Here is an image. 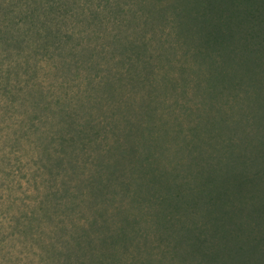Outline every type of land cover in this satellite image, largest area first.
I'll use <instances>...</instances> for the list:
<instances>
[{"label": "rangeland", "instance_id": "rangeland-1", "mask_svg": "<svg viewBox=\"0 0 264 264\" xmlns=\"http://www.w3.org/2000/svg\"><path fill=\"white\" fill-rule=\"evenodd\" d=\"M126 28L132 29L134 37L121 38L119 44H113L114 49L110 53L111 57H119V69L110 70L100 84L90 85V95L81 98L84 99V105L80 108L82 110H78L79 118H93L100 122L96 139L99 148L113 146L111 151L109 148L107 151L112 166L102 175L105 182L111 183L110 187L105 189L99 185V174L93 180L96 198L107 201V207L100 209L95 226L88 229L92 241L84 238L86 241L82 242L86 248L80 249L77 246L73 235L83 229L77 230L70 241L57 239L51 244L49 264H65L66 254L70 255L71 264L77 260H83L85 264H198L195 259L186 257L185 253L192 246L188 239L187 248L184 240L179 237L181 231L173 221L178 219L180 225H189L194 232L197 231V225L211 224L203 222L206 213L204 205L188 204L189 197L193 198L191 192H194L196 183H202L209 176V187H201L199 192L204 190L206 194H219L216 202L219 217H225L232 204H235L236 210V213L229 211L235 213L233 220L231 214L223 222L221 218H215L212 230L217 232L227 226L233 231V236L240 240L239 171L237 176H234L232 170L227 171V159L217 158L212 161L211 156L206 154L205 160L188 156L184 143L187 139H200V136L205 135L202 147H211L212 156L218 157L220 153L227 155V145L216 146L218 151L212 147L215 140L209 139L210 133L215 134L216 131L222 137V144L236 139L232 158L239 162L240 144L245 149L251 147L246 145L245 139L240 140L241 135L247 136L251 144L254 143L253 138H264L262 127L249 126L245 119L240 123L231 122L240 121L243 106L247 103L245 92L219 87L210 93L211 97L207 96L212 105L203 102L201 95L207 88L204 75L209 73V64L196 57L197 48L192 37L188 40L176 37L169 21L161 25L157 21L144 25L132 23ZM145 29L152 32L147 42L141 39ZM142 40L144 46H140ZM107 43L111 47V43ZM163 47L166 52L162 51ZM136 55H141L144 64L138 65L128 59ZM89 57L84 55L76 57V60L70 59L72 70L83 72L94 68L95 64L88 61ZM238 65L240 69V63ZM122 71L126 72L127 79H124L125 76L115 79L113 75ZM216 79L231 83L235 77L217 76ZM188 90L192 92L190 97H186ZM252 104L255 105V102ZM253 107L248 113L249 121H253L251 117L258 113L257 106ZM43 113H47L46 116L50 114L48 111H40L38 115L42 116ZM219 113L224 116H218ZM57 115V123L63 122L61 116ZM212 116L217 117L212 119ZM221 119L223 122L227 120L225 125ZM255 119L263 123L260 117ZM64 123L62 128L66 131ZM194 124L203 128L195 129ZM212 126L215 130H211ZM89 133L86 132L85 138ZM257 147L260 150L261 144H257ZM89 152L92 159L96 157L98 160L100 149L97 150L95 145L93 148L87 145L84 151L78 149L80 160ZM71 156V149H67L66 157L69 159ZM49 163L45 162L48 173L68 169L71 176H75L78 172L76 169L77 172L73 173L69 164L60 166L57 161H52L53 165ZM260 163L264 164V159ZM198 165L206 169L202 176L194 175ZM104 167L105 164L99 163V168ZM211 170H217L216 174ZM52 180L54 182L55 178ZM220 194L230 199L225 200ZM176 195L183 199L176 201ZM58 202L53 196L47 200L45 208L55 209ZM192 241L193 246L202 248L199 239L193 237ZM60 251H64V254L58 261L57 258L62 254Z\"/></svg>", "mask_w": 264, "mask_h": 264}, {"label": "clouds", "instance_id": "clouds-1", "mask_svg": "<svg viewBox=\"0 0 264 264\" xmlns=\"http://www.w3.org/2000/svg\"><path fill=\"white\" fill-rule=\"evenodd\" d=\"M26 2L41 22L55 18L64 37L74 43L69 44L70 51L40 53L28 38L31 30L7 38L0 33V264H49L52 243L70 241L74 232L94 223L100 209L107 207L108 202L98 200L91 185L98 175L97 160H77L75 176L65 169L54 182L43 161L63 155L55 142L63 127L62 121L57 123L56 108L66 98L88 95L90 85L100 84L110 70L119 69V57L110 56L107 42L134 37L125 25L139 22V5L144 0ZM51 27H41L40 35ZM151 35L145 29L141 38L147 42ZM89 53L95 67L73 71L69 60ZM191 95L188 90L186 97ZM53 99L58 102L55 107ZM40 111L50 114L37 124ZM51 196L60 203L49 210L44 202Z\"/></svg>", "mask_w": 264, "mask_h": 264}, {"label": "trees", "instance_id": "trees-1", "mask_svg": "<svg viewBox=\"0 0 264 264\" xmlns=\"http://www.w3.org/2000/svg\"><path fill=\"white\" fill-rule=\"evenodd\" d=\"M139 11L140 19L138 23L144 25L157 21L161 25L163 22L169 21L174 32H176V37L178 36L182 40H188L189 37H192L191 40L195 42L197 48L195 51L197 52L196 57L202 58L207 65L209 64V73L204 75L207 88H205L201 95L203 102L212 105V102H209L207 96L211 97L210 93L216 89H220L219 87L227 90L241 89L245 92L247 103L243 106L240 121L231 122L240 123L241 120L245 119L249 126L255 125L257 128H264V0H144V2L139 5ZM118 18L121 19L123 23V18ZM132 23L135 22H129V24ZM47 24H51L52 27L46 28L43 35H40L39 29L45 27ZM126 26L127 25H125V28ZM29 30H31V36L28 38L35 44V51L40 53L54 54L58 51H70L68 46L74 43L70 39L64 37L63 32L60 31L55 23V18L41 22L38 19V14L35 9L29 5L26 0H0V33L7 38L18 32L27 33ZM123 39L122 37V40ZM120 41L121 39L111 41V49H114L113 44L117 45ZM140 46H144L143 40ZM163 49V52L167 51L165 50L166 48L163 47ZM88 55L90 56L88 61H90L91 53ZM74 59L76 60L77 58L74 57ZM128 59L138 65L141 63L144 64L141 55H136ZM238 63H240V69H238ZM113 76L117 80L122 79L124 76V79H127L126 72L123 71L116 72ZM217 76H232L235 77V80L231 83L217 81ZM83 100L84 99L81 98L76 100L66 98L63 104L59 108H56L57 114L61 116L66 126V131L64 130L65 128L59 129L60 134L55 141L63 155L55 159L45 158V162H51L49 165H53L52 161H57V164L60 166H63L62 164L68 166L69 164L72 169L71 171L73 173L77 172L78 165L76 161L80 160L78 149L84 151L87 145L89 148H93L95 145V148L97 150L100 149V152L98 154V160L96 157L93 159L101 164H105L104 168H99L98 170V174L102 176L106 169L112 166L109 164L107 151L109 149V151H111L113 146H110V148L101 146V148H99L100 144L98 145V141L96 140L99 135L97 132V125H99L100 122L98 120L87 117L79 118L78 110L83 107ZM253 102H255V105L252 104ZM57 103L55 99L51 101L53 107H55ZM256 103L258 104L256 105ZM253 106H257L256 110L258 113H255L254 116L251 117L254 118L253 121H249L248 113L254 108ZM46 114L42 116L39 115L41 119L37 120L36 123L42 124V121L48 118ZM218 116L224 115L219 113ZM257 116L263 120V123L257 122L255 119ZM216 117L217 116H214L212 119ZM226 122L227 120L223 122L224 125ZM193 126L195 129L203 128L196 124ZM212 129H214L213 126L211 127V130ZM88 131H90L88 134L89 136L85 138V134ZM210 134L211 137L209 139L212 141L215 140V144L212 147L215 149L218 145H223V147L227 145L229 147L227 155H222L220 153L218 157L212 156L210 153L211 147H202L205 135L200 136V139H187L184 143L185 149L188 152V156L193 158L200 157L201 160L206 159L204 154L211 156L212 161L217 158L227 159L228 167L226 170H232L234 176H237V171H239L240 240L233 236L232 230L227 226L224 227L225 223L223 225L224 230L218 229L217 232L212 230V228L215 227V223L213 222L215 218H221V222H223L225 217L231 214L233 220L236 210L234 209L235 204H232L228 212L226 211V216L223 217L221 215L219 217L216 208L219 194H215L214 192L206 194L203 193L204 190L201 193L199 192L200 189L202 190L201 187H209L207 185L208 180L211 179V176H209L202 183H196L194 192H191L193 198L189 197L188 204L189 206L204 205L206 213L203 215V222H210L211 224L208 226L197 225V231L194 232V229L192 230L189 225H180L178 219L173 221V224H176L177 229L181 231L179 237L182 241L184 240L187 248L188 239L192 246V249H188L190 251L185 253L186 257L189 256L195 259L198 264H264V164L260 163V160L264 159V138L261 139V136L257 139L253 138L256 144H251L247 136L241 135L240 140L245 139L246 145L249 144L251 147L245 149L243 145L240 144V155L238 156L240 161L237 162L235 158H232L235 154L232 151L233 147L237 145V142H235L236 139H230L231 141L227 142V144H222V137H219L216 131L215 134ZM92 135H94L93 138ZM262 136L264 137V135ZM259 143L261 144L262 150L261 148L259 150L257 147ZM252 145H254V148H252ZM48 147H51V142H49ZM67 149H71L72 151V156L69 159L66 157ZM215 151H218V149L216 148ZM84 156L83 160L92 159L90 152L84 154ZM45 162L43 164L44 170L46 171L48 167H46ZM198 166L194 175L202 176L206 169L200 165ZM211 171L215 174L217 172V170ZM57 173H53L52 171L49 172V179L53 181L52 179L55 178ZM194 180L196 181V179ZM98 182L101 183V179L100 181L98 180ZM91 185L93 188V181ZM99 185L106 189L110 187L111 183L104 181V183ZM198 188L199 190H197ZM207 195H209V197ZM220 195L225 200L230 199L226 195ZM52 197L53 196L50 198ZM175 197L178 202L180 199H183L177 195ZM47 200L44 202V207H46ZM235 200L236 199H234V201ZM224 202H222L221 205ZM58 203H60V201ZM56 205L58 206V204ZM95 224L96 221L83 229L82 232H76L75 235H73L80 249H84L85 247L82 242L86 241L84 238L92 241L87 231L90 227L95 226ZM193 237L201 241L203 244L202 248L193 246ZM63 252H61L62 254L57 258L58 261L64 254ZM65 264H71L69 254H66ZM75 264L85 263L83 260H77Z\"/></svg>", "mask_w": 264, "mask_h": 264}]
</instances>
